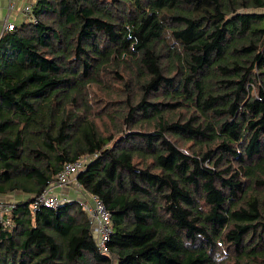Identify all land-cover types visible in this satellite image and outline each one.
<instances>
[{
  "label": "trees",
  "instance_id": "trees-1",
  "mask_svg": "<svg viewBox=\"0 0 264 264\" xmlns=\"http://www.w3.org/2000/svg\"><path fill=\"white\" fill-rule=\"evenodd\" d=\"M32 15L0 36V196L22 194L0 264H264V0H35ZM83 155L109 256L76 198L29 208Z\"/></svg>",
  "mask_w": 264,
  "mask_h": 264
},
{
  "label": "built area",
  "instance_id": "built-area-1",
  "mask_svg": "<svg viewBox=\"0 0 264 264\" xmlns=\"http://www.w3.org/2000/svg\"><path fill=\"white\" fill-rule=\"evenodd\" d=\"M16 1L18 0H8L9 11H12L15 8ZM32 6L33 3H27L20 9L21 13L27 19L33 18ZM14 26V23L7 21L4 24L3 31L12 30ZM90 157V155H83L74 161L64 163L55 174L54 180L49 186L31 201L29 208L32 212H35L42 206L57 207L71 199L68 195L56 193L54 190L55 188L69 187L73 185L81 188L83 194L80 198H76V200L79 202L81 209L88 216L90 230L94 237L97 249L109 256L110 254L107 250L106 244L112 232L111 213L97 194L84 191L76 179L77 174L84 167ZM14 204V201H0V222L4 227L10 223V215L14 208Z\"/></svg>",
  "mask_w": 264,
  "mask_h": 264
},
{
  "label": "crops",
  "instance_id": "crops-1",
  "mask_svg": "<svg viewBox=\"0 0 264 264\" xmlns=\"http://www.w3.org/2000/svg\"><path fill=\"white\" fill-rule=\"evenodd\" d=\"M18 2H19L17 5L18 7L14 8L12 11H9L8 0H0V36L3 32V27H4L5 22L8 21V22L17 24L19 20H22V21L26 20L25 16L20 11L21 9L20 6L27 4V3H34L35 0H18ZM65 188L69 190V187L55 188L54 190L55 192H59L60 189H65ZM68 193L70 195H73L74 191L70 190V192L68 191ZM21 195L22 194H20L19 192H15L12 194H8L4 197L0 196V199H8V198L16 199L17 197Z\"/></svg>",
  "mask_w": 264,
  "mask_h": 264
},
{
  "label": "rangeland",
  "instance_id": "rangeland-1",
  "mask_svg": "<svg viewBox=\"0 0 264 264\" xmlns=\"http://www.w3.org/2000/svg\"><path fill=\"white\" fill-rule=\"evenodd\" d=\"M18 1H16L15 2V8L16 7H18L17 5H18ZM23 6V5H22ZM22 6H20V7H22ZM21 14V13H20ZM25 19H27L26 17H25ZM20 22H22V20H19L18 21V23H20ZM124 128H126V126L124 127ZM70 190H72V191H74V193H73V195H70L69 193H68V191L70 192ZM56 193H58V194H67L69 197L71 196V198H80L81 196H82V194H83V191H82V189L81 188H79V187H77V186H75V185H73V186H69V190L68 189H60L59 190V192H56ZM15 199V198H14ZM14 199H12V198H8V199H0V201H14ZM15 202V201H14Z\"/></svg>",
  "mask_w": 264,
  "mask_h": 264
}]
</instances>
